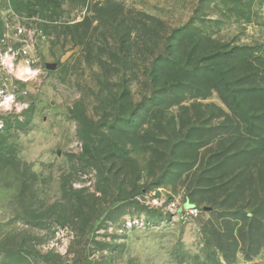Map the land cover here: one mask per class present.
<instances>
[{"label":"rangeland","instance_id":"1","mask_svg":"<svg viewBox=\"0 0 264 264\" xmlns=\"http://www.w3.org/2000/svg\"><path fill=\"white\" fill-rule=\"evenodd\" d=\"M8 95L0 264H264V0H0Z\"/></svg>","mask_w":264,"mask_h":264},{"label":"clouds","instance_id":"2","mask_svg":"<svg viewBox=\"0 0 264 264\" xmlns=\"http://www.w3.org/2000/svg\"><path fill=\"white\" fill-rule=\"evenodd\" d=\"M5 59H6V60H10L11 58L5 56ZM9 67H11L10 64H9ZM24 71L31 72L30 69H25ZM37 71H38V70H37ZM31 74H32L33 76H35V75H36V72H31ZM13 100H14V97H13L12 95H8L7 97H5V98L3 99V101H0V107H2V108L5 109V110H8V109L11 107V103H12ZM23 107L26 108L27 105L25 104V105H23ZM20 110H21V109L18 107V108H17V111H20Z\"/></svg>","mask_w":264,"mask_h":264},{"label":"trees","instance_id":"3","mask_svg":"<svg viewBox=\"0 0 264 264\" xmlns=\"http://www.w3.org/2000/svg\"><path fill=\"white\" fill-rule=\"evenodd\" d=\"M102 149L97 148V147H93L92 145H89L88 143H84L83 147H82V155L84 156H92L95 153H99ZM117 151L119 153H122L120 149L117 148Z\"/></svg>","mask_w":264,"mask_h":264}]
</instances>
